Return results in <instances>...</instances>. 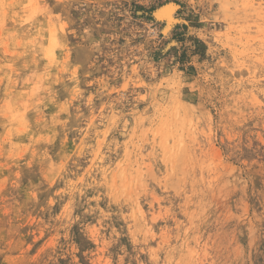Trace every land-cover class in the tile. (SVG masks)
I'll list each match as a JSON object with an SVG mask.
<instances>
[{"label":"clouds","instance_id":"1","mask_svg":"<svg viewBox=\"0 0 264 264\" xmlns=\"http://www.w3.org/2000/svg\"><path fill=\"white\" fill-rule=\"evenodd\" d=\"M65 2L0 0V176L3 177L0 179V264H41L39 258L49 250H56L60 229L67 227L64 223L50 224L39 214H33L35 209L29 208V202H37L36 191H29L23 203L15 199L12 203L7 202L2 193L9 183L14 188L19 187L21 161L30 167L38 160L42 178L49 187L58 179L65 180V186L53 193L49 203H55L54 197L63 193L71 197L74 193L84 195L89 189L95 191L89 200L97 203L86 211L99 210V219L96 224L89 225V230L101 247L92 264H112L111 259L103 255L109 241L100 231L106 227L103 221L109 219L111 213L100 208L99 201L105 195L117 203L125 195L129 199L152 195L156 202L166 199L149 192L146 183L152 170L149 157L155 158L157 148L164 149L173 159L183 155L192 174L200 169V176H193L188 181L192 191L186 193L188 199L181 206L184 208L194 194L201 199L221 194L228 181L218 182L237 171V167L228 161L240 148L238 129L253 117L260 118L253 125L257 129L253 135L264 140V0H243L240 4L236 0H189L203 15V20L215 21L209 42L214 62L204 60L198 63L197 56L189 61L196 69V75L187 82V87L197 93V97L189 98L174 87L176 84H180V88L185 86L181 82L183 73L178 68L174 67L159 83H149L140 76V64L136 63L140 57L130 55L120 61L124 66L121 73L123 83L119 87L99 89L109 96L117 94L114 100L101 104L99 111L93 107L95 93L83 98L84 89L79 86L77 78L80 65L70 67L73 49L68 36L74 33L70 27L72 21L55 10L57 4ZM241 7L251 9L244 30L239 26ZM217 24L224 27L218 28ZM84 31L88 32V29ZM116 70L113 67L112 71ZM240 72H246V75H237ZM66 80L73 82L70 89L65 84L69 96L58 102L54 85ZM105 81L106 78H101L98 83L104 85ZM129 86L132 87L129 110H114V103L124 99L123 93ZM141 87L145 91H137ZM162 88L169 89L166 95ZM82 98L89 108L87 117L79 103L75 104V114L71 110L74 102ZM49 105H54L56 110L46 118L44 110ZM30 111L37 114L35 128L28 119ZM215 116L219 118L215 119ZM71 132L78 135L72 138L71 150H66ZM218 132L222 135L218 136ZM23 136H27V142L18 139ZM119 137L126 138L121 140ZM58 139L59 161H53L47 146L54 145ZM41 143L46 145L42 150L37 147ZM146 143L152 145V150L145 154L141 148ZM221 144L231 151L225 154L219 146ZM121 148L123 155L111 162V155H119ZM86 155V166H82L79 160ZM106 160L110 162L105 163ZM171 163L169 161L170 170ZM70 164L75 169L70 168ZM14 168L17 170L12 172ZM6 172L10 175H4ZM69 172L76 178L65 179ZM204 172L208 173L207 177ZM94 173L100 178L97 179ZM103 187L108 191L102 192ZM214 187L216 190L212 191ZM184 191L182 184L177 195ZM184 214L190 216L189 222L176 221L175 239L182 240L186 246L188 232L199 225L193 222L187 211ZM169 215L175 219L170 207L155 214L159 218ZM140 218L143 219L142 211ZM53 219L71 220L67 205ZM196 219L200 217L197 215ZM112 232L116 233V229L113 228ZM138 234L142 239H134V243L147 244L149 239L155 238L150 225L138 230ZM29 236L31 241L27 238ZM169 239L171 237L165 236L157 249L149 250L153 264L159 261L160 250L166 252L160 264H192L190 260L173 257L177 246L169 245ZM40 241L42 245L33 252V246ZM69 250L74 252L75 246H70ZM120 259L123 261V257Z\"/></svg>","mask_w":264,"mask_h":264},{"label":"rangeland","instance_id":"2","mask_svg":"<svg viewBox=\"0 0 264 264\" xmlns=\"http://www.w3.org/2000/svg\"><path fill=\"white\" fill-rule=\"evenodd\" d=\"M236 3H243V0H236ZM169 4L175 7L173 19L157 13L164 5ZM55 10L64 13L72 21L70 27L74 33L68 36L73 49L70 67L80 65L77 78L80 81L79 86L84 89L83 98L89 93H95L93 107L97 111L101 104L115 99L116 93L109 96L99 89L119 87L123 83L121 73L124 66L120 61L124 60L125 56H139L143 62L136 61L140 64V76L153 84L159 83L174 67L178 68L183 73L181 82L185 86L180 88V84H176L174 87L189 98L198 96L187 87V82L196 75V69L189 61L197 56L198 63L204 60L214 62L209 42L212 39L211 26L215 21L203 20V15L197 12L189 0H66L65 3L57 4ZM250 12L251 9L241 7V30H244L243 25ZM217 27L222 29L224 25L217 24ZM85 29H88V32H85ZM113 67L117 69L116 72L112 71ZM237 75H246V72ZM101 78H106L104 85L98 83ZM65 84L70 89L73 82L66 80L65 83L54 85L58 102L69 96ZM137 91L143 92L145 89L141 87ZM161 91L166 95L169 89L162 88ZM130 93L131 86L123 93L124 99L114 103V110H129L132 101ZM83 98L74 102L71 110L75 114V104L79 103L81 111L87 117L90 114L89 108ZM143 106L141 102L140 107ZM55 110L54 105H49L44 110L45 117H49ZM36 117L35 112L28 113L33 128L36 127ZM218 118L215 116V119ZM259 119L253 117L243 128L238 129L241 133L240 148L233 152L228 161L237 167V171L218 182L223 183L225 179L228 181L221 194L214 198L205 196L203 199L194 194L191 196V202L184 208L181 206L185 205L188 199L186 193L192 191L188 181H191L193 176L199 177L200 169L197 168L192 174V169L186 166L183 155L173 159L164 149L157 148L155 158L149 157L152 170L146 177V183L149 192L154 193L156 197L167 198L156 202L152 195L133 196L131 199L125 195L117 203L105 195L99 201V206L110 212L111 216L103 221L106 227L100 229L104 239L109 241L103 255L110 258L112 264H153L149 250L157 249L165 236H168L171 237L169 245L177 246V250L172 253L173 257L190 260L192 264H264V140L253 135L257 130L253 125ZM77 135L76 132L69 134L66 150H71L72 138ZM151 135L149 133V139ZM217 135L222 133L218 132ZM125 138L119 137L121 140ZM18 139L23 142L28 140L27 136ZM76 142L79 143L78 139ZM45 146L41 143L37 147L42 150ZM219 146L225 154L231 151L226 145ZM47 147L53 161H59V139L54 145ZM151 150L152 145L147 143L141 148L145 154ZM122 155L123 148L119 150V155H111V162H115ZM27 159L26 156L24 160ZM86 160L87 155L81 158L79 163L86 166ZM169 161H172L171 170ZM70 168L75 169V166L70 164ZM16 170L14 168L11 171ZM19 171V187L14 188L9 183L2 193L7 197V202L12 203L15 199L23 203L28 198L29 191H36L37 202H29V208L35 209L33 214H39L50 224H67L66 228L60 229L56 250H49L48 254L39 258L41 264L45 260L47 264H92L101 247L93 240L89 230V225L97 223L99 210L86 211L97 203L89 200L95 191L89 189L84 195L74 193L71 197L63 193L54 197L55 203H49L53 193L65 186V180L58 179L49 187L42 178L38 160L33 161L30 167L21 161ZM80 171L82 168L76 174L79 175ZM4 175L10 173L6 172ZM96 175L99 179V174ZM207 175L208 173L204 172V176ZM2 178L0 176V179ZM68 178L75 179L76 176L69 172L65 174V179ZM182 184L185 191L177 195ZM215 190L214 187L212 191ZM101 191L107 192L108 189L103 187ZM66 205L70 209L71 220L55 221L53 218L65 210ZM169 207L175 219L172 215L165 218L155 216ZM141 211L143 219L140 218ZM185 211L191 215L193 222L199 225L188 232L186 246L182 240L175 239L176 221L180 220L185 224L189 222L190 216L185 215ZM197 215L200 219H196ZM149 225L155 238L149 239L147 244L134 243V239H142L138 230L146 229ZM113 228L116 233L112 232ZM180 231L183 237V229ZM27 238L30 241L32 239L30 236ZM42 243L37 242L32 251L36 252ZM70 246H75L74 252L69 250ZM141 248L145 251L141 252ZM158 256L157 264H160L165 259V250H160Z\"/></svg>","mask_w":264,"mask_h":264},{"label":"bare ground","instance_id":"3","mask_svg":"<svg viewBox=\"0 0 264 264\" xmlns=\"http://www.w3.org/2000/svg\"><path fill=\"white\" fill-rule=\"evenodd\" d=\"M174 11H175V7L172 4H169L166 6L164 5V7L159 9L157 13L159 15L166 16L168 19H173ZM169 27H171V25ZM169 27L167 28V30L169 29Z\"/></svg>","mask_w":264,"mask_h":264}]
</instances>
